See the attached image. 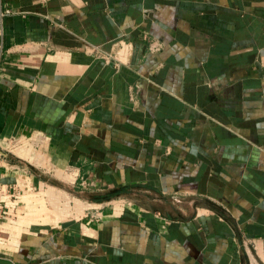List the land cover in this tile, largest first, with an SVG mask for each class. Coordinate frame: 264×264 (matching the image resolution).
Here are the masks:
<instances>
[{
  "label": "crops",
  "instance_id": "1",
  "mask_svg": "<svg viewBox=\"0 0 264 264\" xmlns=\"http://www.w3.org/2000/svg\"><path fill=\"white\" fill-rule=\"evenodd\" d=\"M0 264H264V0H0Z\"/></svg>",
  "mask_w": 264,
  "mask_h": 264
},
{
  "label": "built area",
  "instance_id": "2",
  "mask_svg": "<svg viewBox=\"0 0 264 264\" xmlns=\"http://www.w3.org/2000/svg\"><path fill=\"white\" fill-rule=\"evenodd\" d=\"M20 195L15 184L0 183V221L12 218V214L8 209V200H13Z\"/></svg>",
  "mask_w": 264,
  "mask_h": 264
}]
</instances>
